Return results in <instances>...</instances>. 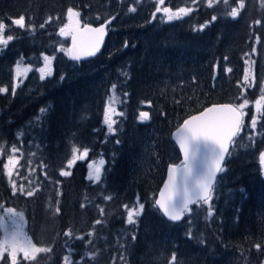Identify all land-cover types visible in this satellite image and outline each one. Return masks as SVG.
Masks as SVG:
<instances>
[{
    "label": "trees",
    "instance_id": "obj_1",
    "mask_svg": "<svg viewBox=\"0 0 264 264\" xmlns=\"http://www.w3.org/2000/svg\"><path fill=\"white\" fill-rule=\"evenodd\" d=\"M112 1L0 0L3 35L13 36L0 45V88L10 86L0 92V163L13 147L19 157V186L11 189L0 175V197H10L11 209L22 214L13 217L25 225L31 242L52 249L30 264H62L67 254L72 264H173V255L175 264H264V107H256L264 96L262 0H245L235 19L226 15L232 0L211 7L198 0L181 22L165 21L153 2L138 19L137 10L128 12L131 1L124 7L118 2L117 12ZM174 1L167 7L176 8ZM68 8L80 13L82 24L116 17L110 35L118 44V36L123 38L119 48L84 62L62 52L61 79L17 87L15 65H36L42 54H54ZM88 13L100 15L99 21H90ZM20 16L23 29L12 23ZM203 23V29H193ZM250 56L252 74L245 81ZM244 100V123L212 200L194 205L182 222H168L154 201L167 166L180 161L171 132L208 105ZM109 107L116 121L111 133L104 123ZM142 111L149 113L147 121L139 120ZM254 111L259 116L252 128ZM85 148L88 155L69 167ZM101 160V180L90 179L89 165ZM140 203L144 210L128 224V208Z\"/></svg>",
    "mask_w": 264,
    "mask_h": 264
},
{
    "label": "snow or ice",
    "instance_id": "obj_2",
    "mask_svg": "<svg viewBox=\"0 0 264 264\" xmlns=\"http://www.w3.org/2000/svg\"><path fill=\"white\" fill-rule=\"evenodd\" d=\"M195 2V0H193ZM209 7L214 3L218 4L223 2L225 5L229 4V0H207ZM162 5L164 0H159ZM232 4L235 6L230 8V11L226 13L227 16L237 18L241 11L245 8V0H232ZM264 5V0H262ZM130 11L135 12V8H131ZM163 12L166 15L168 21L179 19L181 16L188 15L191 8H178L175 12L168 7H157L156 12ZM68 19L69 23L65 24L59 29L61 36H71L72 45L71 47H61V51L67 53L70 58L74 61L81 60L82 57H91L96 55L100 49V44L103 41V37L106 34V25L110 21L101 23L99 27H92L91 24H84L80 27L79 16L80 13L74 11L73 8H68ZM75 18V20H74ZM213 21L217 19L216 16H212ZM12 23L19 28H25V17L20 16L19 19L12 21ZM261 21H255V24H260ZM41 28L44 25L40 26ZM205 25H200L203 29ZM6 25L0 22V45H7L13 40V36L8 35L4 37ZM74 33H78L82 37H87L86 40L80 42L77 41V36ZM255 51V49H253ZM45 67L40 68V78L44 79L50 75L48 65L50 64L52 57L44 56ZM31 70L30 67H22L20 63L16 66L17 77L26 75ZM250 71V70H249ZM123 76L127 77L128 73H122ZM63 79V78H62ZM249 79V72L245 74V81ZM115 87V85H113ZM15 89H13L14 91ZM7 88H0V92H7ZM261 91H264L262 87ZM261 101H264V96L256 102V107L259 110L262 105ZM248 100H244L243 103L238 105L234 104H221L213 105L212 107L206 108L199 115L191 116L189 119L184 120L183 125L180 126L177 133V140L179 147L184 155V160L180 164H171L168 167V179L164 183V188L160 192V196L155 200V205L158 206L159 210L169 218V220L178 222L184 217L185 213H191L193 206L198 203L209 204L212 200V192L214 183L217 178V173L223 172L225 169L222 166L226 159V154L229 153V145L234 142L235 138L241 131L243 120H244V109L248 105ZM114 108H106L104 114V123L107 125L108 131L114 132L113 125L116 121L112 119L110 113H114ZM122 116L123 113H120ZM149 119V113L142 111L139 113L140 121H147ZM256 126L255 117L252 119V127ZM119 143V141H117ZM17 149L13 147V151ZM75 151V150H74ZM88 155V149L85 148L84 152L80 156L73 155V158L68 161L70 167L78 159H83ZM10 162L12 158L10 157ZM260 161L264 164V152L260 153ZM104 161L101 160L99 165H89L91 171L89 173L90 179L95 181L101 180V167ZM7 168L8 165H5ZM62 176H68V171H61ZM11 175V172H9ZM15 187V185H14ZM21 190H23L21 188ZM28 196H32L33 192H27ZM128 208L127 205H125ZM145 205L139 204L138 208H128L127 210V223L135 224V217L141 215ZM60 209L56 208V212ZM103 209H101V212ZM9 214H16L15 209H7ZM209 215L212 214L211 207L208 208ZM15 223V219H13ZM97 224L101 221L97 220ZM66 236H71V231L65 233ZM83 239V237H78ZM132 239L135 240L133 234ZM257 249L261 247L260 244L255 246ZM52 249L50 247H40L37 244L31 242L30 238L23 231L22 224L17 225L11 232H5V235L0 239V259H4L5 264L10 259L11 264H19L18 254H23V259L27 261H35L37 254L39 253H50ZM5 254L7 256L5 257ZM96 253H90L94 258ZM123 259V258H121ZM175 255L172 257L173 264H175ZM64 264H72V261L68 256L64 257Z\"/></svg>",
    "mask_w": 264,
    "mask_h": 264
},
{
    "label": "rangeland",
    "instance_id": "obj_3",
    "mask_svg": "<svg viewBox=\"0 0 264 264\" xmlns=\"http://www.w3.org/2000/svg\"><path fill=\"white\" fill-rule=\"evenodd\" d=\"M129 1H131V3L129 5V7H128V12L129 13H134V12L130 11V9L131 8H135L137 10L138 15H139L138 19H140V17L143 14V11L145 9L149 8V5L152 2H153V4L155 6L157 5V7L159 6L161 8L167 7L168 3L171 2V0H164V3L161 5L159 3V0H113L111 3L115 4L117 6V3L119 2L120 5L122 7H124V6L127 5V3ZM198 3H199L198 0H195V2H193V0H186L184 3H180L177 0L174 1L173 4H177V6H176V8H172L173 12H175L178 8H182V7L191 8L192 11L188 15L181 16L179 19H176V20H173V21H168L167 18H166V15L162 11L159 12V13H160L161 16H163V19L165 21H167V22H181V21L187 19L189 15H191V13L194 10V7ZM233 6H235V5L233 4ZM111 10L117 12L118 6L115 9H111ZM87 16H93V17H91L90 21L91 20L92 21H99V19H100V15H93L92 13H88ZM74 20H75V18H74ZM121 20L123 21L122 17H121ZM68 23H69V19H67L65 24H68ZM203 24L205 26L207 25V23H203ZM81 26H83V24H82V22L80 20V27ZM113 29H114V31L118 30V28L115 27V26L113 27ZM193 29L194 30H199L201 28H200V26H194ZM111 30H112V27L110 29V33H111ZM58 37L60 39H57V37L56 38L54 37V42H55V44L59 43V44H56V46L58 45L59 47L55 50L54 54H52V55L42 54L41 55V59H42L41 62H39V60H37L36 62H38V63L36 65H31V64L26 63L24 60L18 61V63H20L22 67H30L31 70L26 75L17 77V75H16V66H17L18 63L15 65V69H14L13 73H14L16 81H20L19 83L15 84L17 87H20L21 83H23L25 81L29 82V83H31V82L32 83H36V82L48 81V84H51V82H53L55 80H58V79H61L60 77L62 76L61 72L63 71V67H62L63 66V59L61 60L60 53H62L64 51H61L60 49H61L62 46L64 48H68L69 45H67V46L64 45V39H63V36L60 35V33L58 34ZM66 37L69 38V36H66ZM118 38H119V44H120L123 41V38H121L119 36H118ZM256 42H257V40H256ZM119 44H118V41H117V37L115 35L111 34L109 36V40L107 42V45H106L105 49H106V51L112 52L115 49L119 48ZM64 53H66V52H64ZM44 56L52 57V60H51L50 64L47 66L48 70L50 71L51 74L46 76L44 79H41L40 78L41 74L39 72V69L45 67V63H44V59H43ZM89 65H91V64H89ZM246 66H249V69H247V72H249L250 75H251L252 74V68L251 67L253 66V59H252L251 56L246 61ZM70 70L74 71L73 73H78V71H75V70H77V68L75 66H72ZM66 75L69 76L70 74H68V72H67ZM3 88H7L8 91H10V86L8 84L4 85ZM4 93H6V92H4ZM261 102L264 103V101H261ZM258 116H259V113L254 111L253 118L255 117L256 122L258 120ZM251 126H252V122H251ZM10 157L12 158L11 162H10V159H9ZM4 159H5V161L2 164L0 163V175H3L4 179L8 182V185H9V187L11 189H16L19 186V185H17V174H16L17 165H18V162H19V157L17 155V150L16 151H13V149L8 150L7 156ZM5 165H8V167L6 168ZM98 165H99V163H98ZM100 167H101V165H100ZM9 172H11V175H9ZM14 185H15V187H14ZM12 216H13V214H12ZM66 256L69 257L68 254ZM69 259H70V257H69ZM62 264H64V259H63V263Z\"/></svg>",
    "mask_w": 264,
    "mask_h": 264
},
{
    "label": "water",
    "instance_id": "obj_4",
    "mask_svg": "<svg viewBox=\"0 0 264 264\" xmlns=\"http://www.w3.org/2000/svg\"><path fill=\"white\" fill-rule=\"evenodd\" d=\"M107 21H110V23L106 25V34H105L104 37H103V41H102V43L100 44V49H99V51L96 53V55L91 56V57H87V56L82 57L81 60H79V61H74V60H72V59L70 58L72 61H74V62H84V61L91 60V59H93V58H95V57H97V56H99V55L101 54V52H102V50H103V47H104V44H105V41H106L107 33H108L107 29H108V27L111 25V23L113 22V18L111 17V18L107 19ZM103 23H104V22H103ZM99 26H100V24H98V25H92V27H94V28H95V27H99ZM82 27H83V26H81V28H82ZM74 34H76V36H77V41H78V42L87 39V37H82V36L79 35L78 33H74ZM71 45H72V38L70 37V46H69V47H71ZM69 57H70V56H69ZM221 104H229V103H216V104L208 105V106L204 107L202 110H200V111H198V112H196V113H194V114L189 115V116L186 117L184 120L189 119V117H191V116L199 115V113H200V112H203L206 108L212 107L213 105H221ZM184 120H183V121L181 122V124H180L175 130H173L172 133H171V139H172L173 143L175 144V146H176V148H177V150H178V152H179V154H180V162H179V163H176V164H180V163L184 160L183 152L181 151V149H180V147H179L178 140H177L178 129L180 128L181 125H183ZM230 147H231V144L229 145V150H230ZM228 154H229V153L226 154V158H227ZM225 160H226V159H225ZM170 165H171V164H170ZM223 165H224V163H223ZM223 165H222V166H223ZM261 165L264 167V164L261 163ZM168 167H169V165H168L167 168H166V172H165L164 180H163L161 186L159 187V190H158V192H157V194H156V198H155V200L159 198V196H160V192H161V190L164 188V183H165V182L167 181V179H168ZM219 174H220V173H217V177H218ZM216 180H217V178H216ZM216 180H215V183H216ZM215 183H214V185H215ZM154 204H155V201H154ZM155 207H156V208L158 209V211L161 213V215L163 216V218H164L165 220H167L168 222H170V223L177 224V223L182 222V220L184 219V217H182V219H181L180 221H178V222L171 221V220H169V218H168L167 216H165V215L162 213V211L159 210L158 206L155 205Z\"/></svg>",
    "mask_w": 264,
    "mask_h": 264
},
{
    "label": "flooded vegetation",
    "instance_id": "obj_5",
    "mask_svg": "<svg viewBox=\"0 0 264 264\" xmlns=\"http://www.w3.org/2000/svg\"><path fill=\"white\" fill-rule=\"evenodd\" d=\"M109 35H110V33L108 32L106 44L108 42ZM9 208H11L10 197H4V198L0 197V239H2L4 237L6 231L11 232L13 229H15L17 227V225L22 224V223H20L19 220H16V218L13 217L12 214H9L7 212V209H9ZM13 219H15V223H13ZM22 226H23L24 233L27 235L25 225L22 224ZM27 237H28V235H27ZM6 256H7V254H5V257ZM17 259H18L19 264H30L32 262V261L24 260L22 253L18 254ZM0 264H5L4 259H0ZM7 264H11L10 259L7 261Z\"/></svg>",
    "mask_w": 264,
    "mask_h": 264
},
{
    "label": "bare ground",
    "instance_id": "obj_6",
    "mask_svg": "<svg viewBox=\"0 0 264 264\" xmlns=\"http://www.w3.org/2000/svg\"><path fill=\"white\" fill-rule=\"evenodd\" d=\"M112 18H113V21H115L116 17H112ZM106 45H107V44H106ZM106 45H105L104 49L106 48ZM104 49H103V50H104Z\"/></svg>",
    "mask_w": 264,
    "mask_h": 264
}]
</instances>
